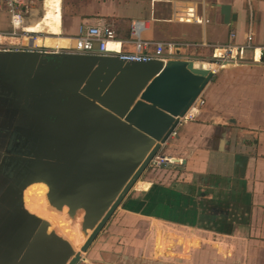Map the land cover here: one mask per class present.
I'll list each match as a JSON object with an SVG mask.
<instances>
[{"label": "crops", "instance_id": "crops-1", "mask_svg": "<svg viewBox=\"0 0 264 264\" xmlns=\"http://www.w3.org/2000/svg\"><path fill=\"white\" fill-rule=\"evenodd\" d=\"M48 2L26 0L29 33L19 36L0 4V49L73 47L83 25L102 23L133 48L125 41L137 21L141 37L160 41L243 43L252 32L259 45L264 36V0H58L51 23ZM222 4L235 19L225 22ZM187 51L216 70L204 104L162 145L158 156L172 162L144 171L79 264H264V60L250 49L219 67L205 61L211 47Z\"/></svg>", "mask_w": 264, "mask_h": 264}, {"label": "water", "instance_id": "water-1", "mask_svg": "<svg viewBox=\"0 0 264 264\" xmlns=\"http://www.w3.org/2000/svg\"><path fill=\"white\" fill-rule=\"evenodd\" d=\"M225 22L235 19L221 5ZM198 59L129 61L72 51L0 49V90L13 96L0 123L20 142L32 143L27 164L50 181L77 183V203L88 201L97 220L65 262L38 257L34 213L2 208L0 264H79L100 232L175 131L216 70ZM28 159V158H27ZM101 210V212H100ZM90 212V210H89ZM13 219L20 220L19 225ZM35 242V243H34Z\"/></svg>", "mask_w": 264, "mask_h": 264}, {"label": "bare ground", "instance_id": "bare-ground-1", "mask_svg": "<svg viewBox=\"0 0 264 264\" xmlns=\"http://www.w3.org/2000/svg\"><path fill=\"white\" fill-rule=\"evenodd\" d=\"M48 4L51 8L47 11L46 21L51 23L59 19V14L56 17L52 11L57 8L58 0H49ZM48 40L53 45H62L60 39ZM23 145L21 142L17 148H11L7 142L0 153L2 208H9L13 213L23 209V214L32 212L38 215L41 222L36 229L37 238H33L37 243L38 257L65 262L89 235L99 210L92 212L88 201L81 205L77 203L78 185L72 176L69 177L71 187L65 183L63 175L56 182L50 181L55 169L53 161L48 162L39 175L27 167L21 157ZM13 220L15 225L21 223Z\"/></svg>", "mask_w": 264, "mask_h": 264}, {"label": "built area", "instance_id": "built-area-1", "mask_svg": "<svg viewBox=\"0 0 264 264\" xmlns=\"http://www.w3.org/2000/svg\"><path fill=\"white\" fill-rule=\"evenodd\" d=\"M0 4L6 6L10 14L12 36L26 35L29 33L24 26V9L26 0H0ZM142 23L137 21L132 24V39L125 41L132 43L133 48H125L124 41L117 36L115 29L106 23L102 24H85L81 27L80 32L75 36V45L73 47L42 49L47 51H72L83 54H96L105 56H118L121 59L129 61H145L149 59H159L166 62L171 58L198 59L192 57L187 50L209 46L212 48V60L219 67L227 63L240 62L245 60L247 50L258 51V59L255 55L253 60H264V36L262 42L256 45L252 32H249L247 39L243 43L236 41H228L221 45H211L207 42H191L181 40H152L140 36V28ZM234 36V34H232ZM205 100L199 98L193 103L190 110L195 109ZM189 112V111H188ZM174 133V132H173ZM172 162V159L156 156L150 165L154 167H162Z\"/></svg>", "mask_w": 264, "mask_h": 264}, {"label": "rangeland", "instance_id": "rangeland-1", "mask_svg": "<svg viewBox=\"0 0 264 264\" xmlns=\"http://www.w3.org/2000/svg\"><path fill=\"white\" fill-rule=\"evenodd\" d=\"M200 60V59H198ZM205 61H208V62H213L211 60H208V59H205ZM13 95L12 94H9L8 92H2L1 93V90H0V110L2 109H10V107L12 106L9 102V98L12 97ZM0 128H4V126L0 123ZM6 130H8V136L9 137V141H12L13 142V139L15 138V132H14V129H9V128H6ZM32 143H27V144H24V147L22 148L23 150V158L25 160V162L27 164H29V158L32 156V153H30V150H32ZM28 158V159H27ZM154 167V166H153Z\"/></svg>", "mask_w": 264, "mask_h": 264}, {"label": "flooded vegetation", "instance_id": "flooded-vegetation-1", "mask_svg": "<svg viewBox=\"0 0 264 264\" xmlns=\"http://www.w3.org/2000/svg\"><path fill=\"white\" fill-rule=\"evenodd\" d=\"M9 137L10 136H8V130H6L5 128H0V153H1L3 147L5 146V144L7 142L9 143L11 148H17L19 146V144H21V142L16 138L13 139V142L9 141ZM23 147H24V145L22 146V148ZM23 155H24L23 150L21 149V157L22 158H23Z\"/></svg>", "mask_w": 264, "mask_h": 264}]
</instances>
